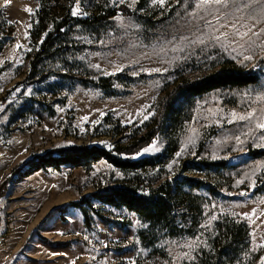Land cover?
<instances>
[{
    "label": "rangeland",
    "instance_id": "1",
    "mask_svg": "<svg viewBox=\"0 0 264 264\" xmlns=\"http://www.w3.org/2000/svg\"><path fill=\"white\" fill-rule=\"evenodd\" d=\"M40 1L0 0V264H264V156H254L264 151V129L257 127L264 123L261 0H228L227 7H197L199 0H46L48 15L39 17ZM120 7L132 16L105 17ZM42 17L43 31L52 19L88 23L64 28L27 80L44 32L31 33ZM237 30L247 35L240 39ZM228 63L252 69L259 81L179 102L172 126L131 157L158 162L139 172L144 185L164 179L202 199L194 235L151 245L149 234L145 243L139 238L148 226L133 212L93 202L84 205L85 220L79 209L66 210L133 177L104 159L88 168L12 176L15 167L52 150L110 149L116 121L132 128L125 141L136 130L142 135L178 83ZM201 162L228 167L210 172ZM191 208L181 209L188 226ZM240 224L247 236L230 239L227 228Z\"/></svg>",
    "mask_w": 264,
    "mask_h": 264
},
{
    "label": "trees",
    "instance_id": "2",
    "mask_svg": "<svg viewBox=\"0 0 264 264\" xmlns=\"http://www.w3.org/2000/svg\"><path fill=\"white\" fill-rule=\"evenodd\" d=\"M40 2L37 15L39 17L42 15L43 17L47 16V1L41 0ZM117 15L129 17L132 16V13L126 7H120L110 11L105 17L113 18ZM43 17L40 18L39 25L37 29H35L38 30V32L32 31L31 33L32 37H35L44 32L37 53L30 63L27 80L33 79L40 58L43 55L50 54L56 38L65 34L64 28L70 23L74 26L88 23V19L71 18L66 22H64V20L56 21L52 19L50 21L51 28L43 31ZM90 23L91 20H89V24ZM258 81L259 76L254 73L252 69L243 70L232 63L223 65L214 73L195 80H183L162 98L158 105L156 117L142 135L140 134L137 136L136 130L128 137V141H125L123 134L126 131H131L132 128L129 126H122L119 121H116V129L113 136L116 137L117 140L113 142L110 149L82 145L52 150L15 167L12 176L14 177L18 174L25 176L31 172L34 173L46 168H51L54 171H60V169L65 166L72 168H88L99 160L104 159L123 174L132 173L133 177L128 178L124 176L122 180H118L115 187L90 194L84 197L79 203H69L66 205V210L68 208L79 209L85 220H88L89 216L86 213L84 205L90 208L93 202H98L101 205L113 208H123L129 212H133L148 226L147 232H141L139 238L142 243H145L146 234H149V236L153 238L151 245L163 239H174L184 235H194L193 232L195 231L193 229L197 223L195 220L202 214V199L197 196L181 193L180 189L173 184L174 182L164 179L161 183L156 185H144V183L139 180V172L147 168L154 169L158 162H156V158L131 160V157H135L145 147L153 143L164 131L166 125L169 124L172 126L177 116V105L179 102L183 100L189 102L204 94L219 89L246 88L255 85ZM104 82H112V78L103 79V83ZM254 154L256 157L264 156V151ZM198 166L210 172H218L228 167L226 163L212 162H201ZM5 183H7V181H5ZM0 194L2 193L0 192ZM185 204L192 207V213L189 215V218H191V226L187 225V221H182V219L186 217L184 213H182ZM194 213L195 218L193 217ZM227 230L229 231L228 236L232 240L236 237L241 238L247 236V229L243 224L236 225L235 227H228Z\"/></svg>",
    "mask_w": 264,
    "mask_h": 264
},
{
    "label": "snow or ice",
    "instance_id": "3",
    "mask_svg": "<svg viewBox=\"0 0 264 264\" xmlns=\"http://www.w3.org/2000/svg\"><path fill=\"white\" fill-rule=\"evenodd\" d=\"M160 2H161V4H163V0H160ZM213 4L214 5H220L223 7H227L228 6V0H199V4H197V7H202V6H206V5L211 6ZM246 6H250V5H246ZM261 6H262V8H264V0H261ZM28 11H31V10L29 9ZM75 14H76V12L74 11L73 15H75ZM249 31H251V28H249ZM235 34L239 35L240 39H243V37L245 35H247V33L240 34L238 32V30H237V33H235ZM257 35H259V34H257ZM217 39H220V37H217ZM243 59L244 60H251L252 57L251 56H244ZM253 115H254V113H251L248 116H240V117H238V119H241V120L251 119ZM232 116L236 117V114L232 113ZM257 127L264 129V123L257 124ZM177 155H179V153ZM212 219H215V217H212Z\"/></svg>",
    "mask_w": 264,
    "mask_h": 264
}]
</instances>
